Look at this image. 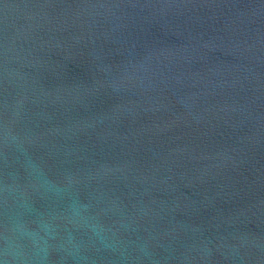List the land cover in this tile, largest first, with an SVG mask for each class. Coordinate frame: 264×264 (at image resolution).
<instances>
[{"label":"water","instance_id":"obj_1","mask_svg":"<svg viewBox=\"0 0 264 264\" xmlns=\"http://www.w3.org/2000/svg\"><path fill=\"white\" fill-rule=\"evenodd\" d=\"M0 264H264V0H0Z\"/></svg>","mask_w":264,"mask_h":264}]
</instances>
